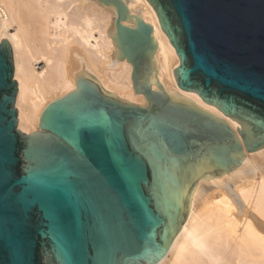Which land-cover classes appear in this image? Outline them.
Listing matches in <instances>:
<instances>
[{"label":"water","instance_id":"water-1","mask_svg":"<svg viewBox=\"0 0 264 264\" xmlns=\"http://www.w3.org/2000/svg\"><path fill=\"white\" fill-rule=\"evenodd\" d=\"M118 60L144 106L90 75L49 103L38 130H17L11 48L0 42V264H157L190 211L197 180L218 178L264 149V0H146L178 65L185 98L151 89L152 27L121 0Z\"/></svg>","mask_w":264,"mask_h":264},{"label":"bare ground","instance_id":"bare-ground-1","mask_svg":"<svg viewBox=\"0 0 264 264\" xmlns=\"http://www.w3.org/2000/svg\"><path fill=\"white\" fill-rule=\"evenodd\" d=\"M121 1L130 16L124 26L141 19L152 27L151 89L159 86L171 99L190 100L236 131L237 123L177 88L178 59L147 1ZM0 7V42L11 48L20 132L37 131L44 108L74 91L80 72L121 100L146 104L132 89L130 64L118 60L114 8L92 0H0ZM157 264H264V149L246 154L227 174L197 180L189 214Z\"/></svg>","mask_w":264,"mask_h":264},{"label":"rangeland","instance_id":"rangeland-1","mask_svg":"<svg viewBox=\"0 0 264 264\" xmlns=\"http://www.w3.org/2000/svg\"><path fill=\"white\" fill-rule=\"evenodd\" d=\"M12 32L14 33L15 31H14V30H12ZM40 67H41V66H39V68H40ZM17 130H18V128H17ZM18 131H19V130H18ZM239 207H240V208H239ZM237 208H238L239 210H241V211L243 210V209H242L243 207H242V205H241V204H238V205H237Z\"/></svg>","mask_w":264,"mask_h":264},{"label":"built area","instance_id":"built-area-1","mask_svg":"<svg viewBox=\"0 0 264 264\" xmlns=\"http://www.w3.org/2000/svg\"><path fill=\"white\" fill-rule=\"evenodd\" d=\"M0 13H2V9H1V7H0Z\"/></svg>","mask_w":264,"mask_h":264}]
</instances>
